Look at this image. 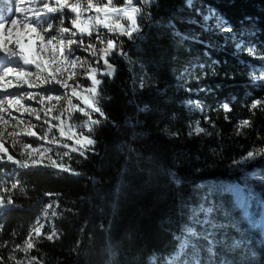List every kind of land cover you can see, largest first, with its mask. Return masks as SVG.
<instances>
[{"label":"trees","instance_id":"1","mask_svg":"<svg viewBox=\"0 0 264 264\" xmlns=\"http://www.w3.org/2000/svg\"><path fill=\"white\" fill-rule=\"evenodd\" d=\"M142 1L115 0L136 10L140 27L132 39L109 33L124 54L111 56L115 71L103 78L100 95L89 96L82 87L87 81L79 82L88 108L97 104L99 114L74 101L79 108L61 123L79 134L75 139L60 136L52 119L38 122L44 140L0 137L21 161L31 144L48 149L58 165L22 167L0 159V179L8 174L15 185L0 203V264H12L10 250L27 241L46 213L54 235H33V264H174L185 242L197 247L202 264H264V236L230 190L252 176L264 178V157L246 158L264 148V108L249 107L264 99V85L253 80L264 73V0ZM205 72L200 84L187 83ZM187 88L208 91L194 95ZM225 102L231 113L222 110ZM243 119L252 126L240 131ZM193 123L204 133H193ZM84 136L94 145L82 144ZM201 205L212 212H200ZM251 213L254 221L260 217ZM206 215L210 222H200Z\"/></svg>","mask_w":264,"mask_h":264},{"label":"snow or ice","instance_id":"2","mask_svg":"<svg viewBox=\"0 0 264 264\" xmlns=\"http://www.w3.org/2000/svg\"><path fill=\"white\" fill-rule=\"evenodd\" d=\"M127 2H130V0H127ZM11 4H14L11 18L0 19V55L6 57L9 61H19L18 65H22L23 67L34 65L39 70L40 75L34 77L29 71H23L20 67L13 66L10 63L0 72V91H8L12 88L26 85L30 90L35 92L41 86H46L49 80L57 88L63 85V81L60 78L61 74L56 71V67L53 65L62 63L61 57L71 55V53L66 48H60L58 49V54L54 55L52 59L44 55V53L53 49L51 37L57 34L59 24L52 25L51 30L46 31L49 26L45 28L38 26L36 23L38 17H43L45 14H54L59 18V22L63 19L64 32L62 37L65 39H72L71 33H76L75 40L77 43L75 46L84 52L83 58L89 62V67L77 69L80 73L77 79L84 78L89 82L82 86L89 90V96L92 92L100 95L103 78L114 73L115 66L110 62L111 56L114 53L118 55L124 54L123 48L120 47V42L115 39L106 38L108 33L119 34L132 39L133 34L140 27L135 14L136 10H129L123 6H118L115 0H100L99 3L96 0H19V3L16 0H0V9H4L5 5ZM34 5H39V7H34ZM17 13L20 16H16ZM119 17H123L124 22ZM46 38H48V43H45ZM38 43L39 49L37 47ZM102 69L104 71L101 75ZM43 73H47V76L42 75ZM211 74L213 76L217 75L215 69L211 70ZM207 75L208 73L205 72L202 76L194 77V79L198 82ZM258 79L261 84H264V76H259ZM34 81L36 82L34 83ZM142 85L143 83H141V88ZM186 90L189 92L193 91L192 88H187ZM200 90L208 91L206 88L195 89V91ZM26 99L35 101L36 98L29 96ZM55 100L56 97L47 96L40 100V104L43 105L44 109L45 124L48 123V114L53 112L55 114L51 119L59 121L60 136L65 137V139L69 137L75 139L79 134L72 133L70 129L62 125V116L59 119H53L57 115L54 111ZM6 103L8 105L7 108L4 107V102H0V113L8 112L9 110L27 114L31 113L37 121L41 120L40 113L37 114L35 109L28 107L24 101L9 99ZM82 107H85L86 112H91L95 109L97 114H99V106L95 103L92 104L91 108H88L86 105H82ZM249 107L250 110L264 108V99L260 98L253 101ZM221 108L225 113L233 111L226 102L221 105ZM0 122L6 123V121H3L2 116H0ZM20 124L24 125L25 121L21 120ZM251 126L252 121L250 119H243L237 123L240 131ZM36 128V124H28L20 134L25 137L46 139L42 133L38 136ZM49 129L51 131L52 127H49ZM193 131L196 135H199L204 133L205 129L197 123ZM88 134L90 135V133ZM189 134L191 135V133ZM88 143L91 144L92 140L89 139ZM26 150L28 160L21 161L14 155L9 154L4 142L0 141V159L6 156L5 163L22 167H58L51 157H48V149L33 147V145L28 144ZM259 157H264V148L255 149L246 154V158L249 161H254ZM46 158L48 159V163H44ZM2 202V197H0V203ZM192 211L195 213L196 209L193 208ZM200 212L210 214L212 208H205L201 205ZM194 218L198 219V216ZM200 222L209 223L210 217L206 215L205 219Z\"/></svg>","mask_w":264,"mask_h":264},{"label":"rangeland","instance_id":"3","mask_svg":"<svg viewBox=\"0 0 264 264\" xmlns=\"http://www.w3.org/2000/svg\"><path fill=\"white\" fill-rule=\"evenodd\" d=\"M17 3H19V0H16ZM97 3L100 2V0H96ZM145 4H151L153 0H143L142 1ZM42 7V5H40ZM34 7H39V5H34ZM14 11V4H13V9L11 7H4V9H0V19L3 18H11V15ZM51 14H45L43 17H38L36 20V23L38 26L41 28H45L49 25H58L59 24V18L52 14L51 17L49 18L48 16ZM214 18V15H209L207 16V20ZM49 18V19H48ZM87 18V17H85ZM214 25L219 29L220 32L222 33H228L229 30L225 26L224 22L216 19L214 21ZM102 38H104L102 36ZM106 38L109 39H115L112 38L109 33ZM72 39H76L73 37ZM51 40L53 41V49L44 53L46 57L49 59H52L54 55L58 54V49L60 48H66L65 45L70 43L71 39H65L60 35L58 32L55 36L51 37ZM117 40V39H115ZM48 38H46L45 43H48ZM39 49V43L37 45ZM239 50H242L241 45L238 46ZM68 49V48H66ZM69 50V49H68ZM79 49H75L71 46V49L69 52L71 55H64L61 57L62 63L56 65L54 64L53 66L56 67V71L61 74L60 78L63 81V85L60 88H57L52 85L51 80L48 81L46 86H41L38 91L33 92L30 90L26 85H22L17 88H12L13 91L18 92V94L14 97H2L0 102H4V107L7 108V101L9 99H19L21 101H24V103L30 107L34 108L36 113L41 115V120L42 122H45V117H44V109L43 105L40 104V100L43 99L45 96L47 97H56V100L54 102V111L57 113L54 119L60 118H65L70 115V113L73 111V109L79 108L78 105L76 104L77 101L80 104L86 105L87 107H90L87 99L84 96V92L80 90V85L79 82L82 80H85L84 78L77 79V77L80 75V73L77 71V69L80 68H85V64H83V55L78 52ZM247 53L251 56L256 58V54L253 51L247 50ZM77 57L80 59L78 60ZM8 64H12L13 66L20 67L21 70L23 71H29L32 73V75L35 77L36 75H40L39 70L33 65V66H27V70L24 69L22 65H18L20 62L19 61H9L6 57L3 55H0V62ZM6 66V65H5ZM4 66V67H5ZM3 67V68H4ZM3 69H1L0 72H2ZM42 75L47 76V73H43ZM259 76H264V73L262 71H259L258 74H255L253 77V80L255 83L261 84L259 81L258 77ZM133 79H137L134 74H133ZM74 81V83H73ZM142 82H146V78H142L140 80ZM36 81H34L35 83ZM83 83H89V82H83ZM188 84L190 83H198L200 82L193 77L190 78L187 82ZM141 84V83H140ZM264 85V84H263ZM82 86V85H81ZM204 90L200 91H195L193 90L192 93L194 95L199 94ZM3 91H0L2 93ZM89 92V90H87ZM29 96L35 97V101H29L26 98ZM196 102H194V105ZM191 105V104H188ZM55 113L50 112L48 114L47 120L52 121L51 117ZM0 116L3 117L4 122H0V137L2 138H9V137H25L22 134H20L23 131V128L28 125V124H36L37 126L39 125L35 116H32L31 113H21L17 111H12L9 110L8 112L0 113ZM23 120L25 121V124L22 125L20 124V121ZM197 123H193L191 125V131L194 133L193 129ZM80 142L84 145L87 146H93L94 144L88 143V138L86 136L81 137ZM44 148L43 146H39ZM46 160V159H45ZM238 164V163H237ZM237 164H234L230 168V172L234 173L237 168ZM6 175V179H0V197H2V200L4 199V196L9 194L14 188L15 185L13 182H10L9 180V175ZM244 192L245 196L247 197L246 199L250 201V211L251 212H256L259 211L260 215L262 212L263 208V203H264V178L261 176H252L250 177L249 180L244 179ZM234 186L230 187V190L233 191ZM121 199V196H118V193L115 195L113 198V201L109 203V211L106 214V217L109 218V225L112 222V218L115 216V210H117V202ZM48 214L46 213L45 215L42 216V218L35 224L34 228L32 229L31 235L27 239V241L20 247H17L15 249L10 250V261L12 264H33L35 262V258L30 256V252L33 249V240L32 237L33 235H46L49 238L53 237V233L51 232V225L48 223ZM108 231V230H107ZM108 258H109V263L112 262L113 256H112V248L111 245L108 244ZM192 258L194 259L195 264H202L200 261L198 262V253H197V247L195 245L189 244L187 242L183 243L181 246V253L176 257L174 264H188V260Z\"/></svg>","mask_w":264,"mask_h":264},{"label":"bare ground","instance_id":"4","mask_svg":"<svg viewBox=\"0 0 264 264\" xmlns=\"http://www.w3.org/2000/svg\"><path fill=\"white\" fill-rule=\"evenodd\" d=\"M6 7H11L13 9V4L6 5ZM16 16H20V14L17 13ZM5 65H7V64L3 63L2 61L0 62V71H1V69H3V67ZM24 69L27 70V66ZM17 94H18V92L13 91L12 89H10L8 91H3L2 93H0V100H1L2 97H6V96L7 97H14ZM232 193L236 197V201L238 202V204L242 208H244L247 204L250 205V201L246 199L247 197L245 196L244 188L243 189H239V188L234 186ZM263 224H264V220H263Z\"/></svg>","mask_w":264,"mask_h":264},{"label":"water","instance_id":"5","mask_svg":"<svg viewBox=\"0 0 264 264\" xmlns=\"http://www.w3.org/2000/svg\"><path fill=\"white\" fill-rule=\"evenodd\" d=\"M235 187L239 188V189H243L244 187L242 185H240L239 183H235L234 185ZM233 195V193H232ZM233 199L235 204L238 206V208L241 209L242 211V215L246 218V220L249 222V224L251 226H253L254 228H258L261 230L262 235L264 236V224H263V220H264V203H263V208H262V212L260 217L257 220H253V216L251 211L249 210L250 205H246L244 208H242L238 202L236 201V197L233 195Z\"/></svg>","mask_w":264,"mask_h":264},{"label":"clouds","instance_id":"6","mask_svg":"<svg viewBox=\"0 0 264 264\" xmlns=\"http://www.w3.org/2000/svg\"><path fill=\"white\" fill-rule=\"evenodd\" d=\"M63 25H64V21H63V19H61V21L59 22V28L57 29V32H58L60 35H63V32H64V27H63ZM51 28H52V25H49V27H48V29H46V31H50ZM71 36H72V37H75V36H76V33H75V32H72V33H71ZM76 43H77V42H76L75 39H71L70 43H68L67 45H65V47L68 48V49L70 50V49H71V46L74 45V44H76ZM77 59L79 60L80 58L77 57ZM87 63H88L87 60H84V61H83V64H87Z\"/></svg>","mask_w":264,"mask_h":264}]
</instances>
